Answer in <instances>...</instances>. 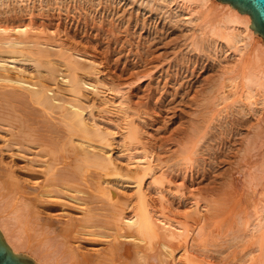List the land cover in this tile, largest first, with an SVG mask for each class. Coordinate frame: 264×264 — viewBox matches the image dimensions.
Returning a JSON list of instances; mask_svg holds the SVG:
<instances>
[{
	"label": "bare ground",
	"instance_id": "bare-ground-1",
	"mask_svg": "<svg viewBox=\"0 0 264 264\" xmlns=\"http://www.w3.org/2000/svg\"><path fill=\"white\" fill-rule=\"evenodd\" d=\"M69 4H74L73 9L86 4L85 15L92 20L94 13L99 17L102 12L124 14L122 6L137 4L146 12L154 11L155 17L179 24L192 50L212 55L219 68L211 86L214 96L218 92L226 108L239 110L240 115L248 111L257 120L254 133L258 131L256 148L253 142L251 146L252 151L258 150L257 165L246 177L253 185L254 200L230 214L235 230L233 226L230 230L229 223L231 238H227L241 242L242 247L238 244V256L232 250L233 259L225 264H264V45L249 26L247 12L218 0H0V232L5 243L13 253H25L38 264H212L208 257L207 263L200 256L206 257L209 251L211 227H220L221 221H217L225 217V211L222 217L218 210L213 212L219 214L212 225L213 213L203 215L211 203L199 204L195 195L189 198L191 211L182 215L183 220L165 214L166 193L175 191L181 198L184 183L172 189V181L161 173L160 165V171L156 170L160 159L148 151L140 129L127 118L132 117L130 105L119 96L116 103L110 98L120 89L106 86L96 58L80 53L67 31L46 36L45 29L33 27L36 18L69 12ZM107 88L114 95L109 97ZM114 103L125 121L124 126L119 122L121 132L92 112ZM118 133L125 147L114 151L119 146L115 142ZM190 140L184 139L185 150ZM249 145L247 140V149ZM237 152L239 155L242 149ZM183 155L184 150L182 159L177 152L176 162L185 160ZM196 159L192 158L193 163ZM259 182L260 188L254 189ZM149 184L156 187L160 207L150 200ZM243 187L249 189V184ZM214 202L223 200L215 198Z\"/></svg>",
	"mask_w": 264,
	"mask_h": 264
},
{
	"label": "rangeland",
	"instance_id": "rangeland-1",
	"mask_svg": "<svg viewBox=\"0 0 264 264\" xmlns=\"http://www.w3.org/2000/svg\"><path fill=\"white\" fill-rule=\"evenodd\" d=\"M131 5L132 6L127 5L128 7L122 6V9L118 7L116 8V11L119 9L120 13L121 9L122 13L124 12V14L120 13V15L117 12V14H114L112 11L111 14L108 15V12H102L99 17V14L96 15V13H94L92 20L90 16L85 15V7H87L86 4L85 6L77 5V9H73L74 4H71V6L69 4V12L66 10L67 13H64L63 11L61 16H54V14H51L48 19L39 20L36 18V20H34L35 22L33 23L35 26L33 25V27H36L37 29H41L42 27V30L45 29L44 31L46 33L44 32L43 34H46V36H52V34L54 35L56 32H60V34H62L67 31L68 36H70L71 40L74 42L73 44L76 45V48L80 53H84L83 55L86 54L87 56L90 55L91 57L96 58L95 60H97L99 65L98 67L100 68V71L102 70L101 73L106 80V86L108 88L112 87L113 89H120L118 90L119 94L116 91L117 96L115 95V97L109 96H112L113 92H115L114 90L111 91L112 88L111 90L107 88L108 92L107 90L106 92L108 93L107 95L111 98V100L115 101V103L117 102V99L122 98L125 103L130 105L131 108L129 111L131 113L128 111V114H132V117L129 116L127 118H131L140 129L142 139L141 141L144 142L143 144L147 147V149H151L150 151L148 149V151L150 153L152 152V154L154 153L153 155L155 158L157 156L160 159V161H156V170H159L157 167L161 166L160 170L163 169L161 170V173L165 172V177L170 178L172 181L170 185L172 189L174 188L173 185L181 182L184 183L183 189L185 190H183V193L185 195H183L181 198L177 197L179 194L175 191L169 194L166 193L167 203L164 202L166 204L165 208L168 206L169 209L167 208V210H169V212L171 210V212L167 213V210L164 209V212L166 211L165 214H170L168 215L169 217L172 215L171 218H174L175 220H183L184 216L182 215H186L187 212L189 213V211H191L189 209V198L193 197V195H195L194 197L197 199V201L199 200V204H204V201L208 204L211 203L209 204V211H204L203 215H212L213 212L218 210L220 212V214L218 213L219 216L222 217V212L225 211V217L223 216V221L221 220L222 218L219 220L217 219V223L221 221L219 223L220 227H218V224L217 229L215 226H213L214 228L211 227L210 234L212 236L209 235L210 238H208L207 241V248H209V251L206 252V257H204V255L200 256V258L203 257L205 261L207 259H209L207 261L211 260L212 264H225L228 259H233L231 258L232 250L235 251L234 256H238V251H241V249L238 248V244L239 247H242L241 242L235 243L232 240L231 242L229 241L231 238L229 223L231 224L230 230L232 226V229L235 227V222L233 221L231 223L229 220V217L230 219L232 217L230 214H232L235 209L236 211L239 210L237 207L240 208L241 204H248V206H250V204L253 203H251V201L254 200L252 193L253 185L250 186L248 178L246 177H248V172H250L249 170H253L254 166L256 167L257 163L255 161L258 160V150H251L252 142L253 148H256L258 141L255 140L258 131L255 130L254 133V126L256 125L257 120L255 122V117L250 116L246 110L244 114L245 117L243 118V112L242 115H240V113H238L239 110H237L236 113L235 109L231 108V110L226 108L227 103H223L218 92V94L215 93L214 96V92L211 91V86L214 79L218 75L219 68L217 67V64H214L211 54L210 56L207 54V52H200L198 50L196 51L194 48V50H192L190 45H188V39H185L186 35H184L185 33L182 27H179V24L172 23L168 19L163 20L158 17L159 15L155 17L154 11L146 12L137 4ZM124 7L125 9H123ZM92 8L93 6L91 9ZM56 16L59 17V19ZM41 20L44 21L42 22ZM57 20L60 21L58 22ZM25 22L26 21H22V23ZM203 94L204 96H202ZM209 97L211 100V97H213V104L209 100ZM203 98L204 100L207 99V102L203 101ZM217 100L218 102L221 101L222 103L221 109L219 107V105L221 106V103L219 102L218 104ZM115 103L114 105L112 104L113 106L110 105L111 108H105L106 110L102 109L101 111L100 108L102 107H98L99 110L98 108H94L92 112L98 120H106L109 124H111V126H116L114 128L116 131L121 132L123 131L122 127L125 125V121L122 119V117L120 118V114L122 112H120L119 106H117ZM198 103L200 104V108L198 107ZM207 110L210 112H207ZM226 110L229 112L227 113ZM219 112L220 114L218 115ZM213 113L215 116H213ZM229 113L231 116L235 114L237 120L236 118L234 119V116H229ZM200 116L203 118V120ZM198 117L201 118V120ZM210 117L212 120L215 118L216 119L214 121H210ZM232 119H234V121H232ZM114 121L115 123L113 125ZM119 122L120 125L123 126H120ZM250 126H253V128ZM119 127L121 129H119ZM197 128L199 132H197ZM120 134L121 133H118L116 136L115 142L116 145L119 146H116L114 151L122 150L124 149L123 147H125L124 145L121 146L123 143L120 140L122 137ZM200 134H203V137L202 135L200 137ZM197 136H199V139H202L201 142L200 140L199 142L197 141ZM187 138L191 139V145L188 144V141L187 144L189 146L186 145L187 150H185L183 141L184 139L187 141ZM243 140L245 142H243ZM247 140H250V147L248 149V146L246 147ZM181 142L183 146H179ZM241 142H243V144ZM240 145H242L241 148ZM194 146L195 148H193ZM175 149L177 150L178 154L180 153V158L183 150L186 155V157H183L186 158L185 160L178 161L179 166L175 165L178 164V162H176L177 152ZM192 149L193 152H191ZM241 149V153L243 154L240 153ZM196 150L199 152H195ZM236 151H239L240 154L238 155V152L236 153ZM172 152L174 153L172 154ZM171 154L173 155V159ZM194 154L195 158L197 159L196 161L194 160L195 162L193 163L192 158L195 159ZM153 155L152 159L154 164H156ZM187 159L190 161L189 166L187 165L189 162ZM184 163L187 164L184 165ZM251 164L253 165L252 167ZM236 173L239 175V178ZM240 174L243 178V185L241 182H239V179L241 178ZM234 175H237V177ZM233 179L235 181H233ZM148 181L149 180H146L147 183ZM245 181L247 182L245 183ZM259 183L254 185V189L256 187L260 188L261 183ZM248 184L249 189L248 187H245L244 190L243 186H247ZM146 185L147 184H145V186ZM126 186H128V184H126ZM130 186L131 185H129V187ZM148 186L147 190H150L149 197H152L150 200L152 201L154 199V202L152 201L154 207L157 206V203L155 202H158V206L160 207L159 200L157 201L158 194L156 195V187L153 185V188L151 184ZM250 188H252V190H250ZM261 188H264V186L262 185ZM240 189L241 192H239ZM246 189H248V191H246ZM190 191L192 195L191 193L189 194ZM235 195H238V198L241 200V202L238 198L236 199ZM227 196L228 200H226ZM212 198H216L217 200L219 199V201L223 200V203L220 202V204L219 202H214V199ZM231 198H233L234 201L237 200V203H235L236 206L233 204L234 201H231ZM229 201L232 204H230ZM168 203L171 205V208L169 207ZM212 203L217 204L213 205ZM229 205L231 206L229 209L231 212L229 211L228 214H226L228 211L227 207ZM206 212L208 214H206ZM218 214L217 212L213 213V218L210 219L211 223L212 219H214V217L216 218ZM189 219L190 217L188 220ZM190 220L193 221L194 218H191ZM192 221L188 222L191 224ZM214 222H216V219ZM226 223L228 225H226ZM227 226L228 228L226 229ZM226 231H229V234ZM227 237H229V239ZM223 238L227 239H224L223 241ZM227 242H229L228 245ZM231 243L232 245H230ZM225 244L226 247H224ZM229 255L230 257L228 258ZM209 264H211V262Z\"/></svg>",
	"mask_w": 264,
	"mask_h": 264
},
{
	"label": "water",
	"instance_id": "water-1",
	"mask_svg": "<svg viewBox=\"0 0 264 264\" xmlns=\"http://www.w3.org/2000/svg\"><path fill=\"white\" fill-rule=\"evenodd\" d=\"M228 2L241 13L247 12L251 18L249 26L253 33L263 40L264 45V0H218ZM0 264H38L25 253H13L3 240L0 232Z\"/></svg>",
	"mask_w": 264,
	"mask_h": 264
}]
</instances>
